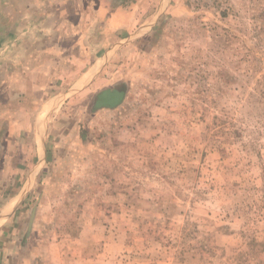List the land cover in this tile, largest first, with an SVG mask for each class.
<instances>
[{"label":"rangeland","instance_id":"374dc122","mask_svg":"<svg viewBox=\"0 0 264 264\" xmlns=\"http://www.w3.org/2000/svg\"><path fill=\"white\" fill-rule=\"evenodd\" d=\"M159 1L49 120L0 264H264V0Z\"/></svg>","mask_w":264,"mask_h":264},{"label":"crops","instance_id":"0c3cea01","mask_svg":"<svg viewBox=\"0 0 264 264\" xmlns=\"http://www.w3.org/2000/svg\"><path fill=\"white\" fill-rule=\"evenodd\" d=\"M157 3L0 0V231L5 242L14 241L7 246L16 255L21 225L15 223L24 219L45 157L49 120L75 95L96 97L115 87H98L106 62Z\"/></svg>","mask_w":264,"mask_h":264},{"label":"water","instance_id":"95a60500","mask_svg":"<svg viewBox=\"0 0 264 264\" xmlns=\"http://www.w3.org/2000/svg\"><path fill=\"white\" fill-rule=\"evenodd\" d=\"M120 45V44H119ZM42 150H43V152H44V148H43V145H42ZM42 161H43V156H41V158L39 159V162H38V165L40 164V163H42ZM34 172V171H33ZM31 176V175H30Z\"/></svg>","mask_w":264,"mask_h":264}]
</instances>
